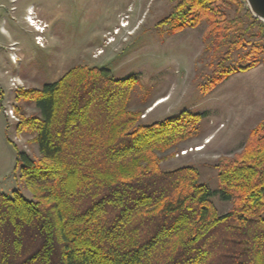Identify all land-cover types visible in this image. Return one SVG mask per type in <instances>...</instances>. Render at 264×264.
Instances as JSON below:
<instances>
[{"label": "trees", "instance_id": "obj_1", "mask_svg": "<svg viewBox=\"0 0 264 264\" xmlns=\"http://www.w3.org/2000/svg\"><path fill=\"white\" fill-rule=\"evenodd\" d=\"M174 1L157 24L176 32L204 20L206 44L220 41L202 90L264 63V40L244 37L264 24L246 7L251 22L243 27L242 0H233L231 17L227 0ZM248 43L244 64H225ZM131 78L75 64L41 87L16 90L38 110L20 114L16 130L32 134L40 156L16 152L31 197L0 191V264H264V118L239 151L217 157L211 191L194 165H160L165 151L196 135L202 114L142 122L141 110L126 107ZM213 193L231 201L227 211L217 212Z\"/></svg>", "mask_w": 264, "mask_h": 264}, {"label": "rangeland", "instance_id": "obj_2", "mask_svg": "<svg viewBox=\"0 0 264 264\" xmlns=\"http://www.w3.org/2000/svg\"><path fill=\"white\" fill-rule=\"evenodd\" d=\"M229 17L237 4L227 0ZM244 19L243 27L250 19ZM174 0H0V191H31L19 167L17 150L39 157L32 134L18 132L21 114L38 113L34 102L17 99L20 87H41L59 78L75 64L96 65L114 79H128L126 107L142 111L140 120L152 122L182 110L202 114L194 125L196 135L180 141L163 154L160 163L170 169L192 164L199 180L211 191L218 189L213 166L220 155L231 156L244 144L250 129L264 118V63L236 71L204 91L220 53L219 40H203L207 23L176 32L157 24L173 7ZM41 28L34 29L29 20ZM126 19L120 23L119 20ZM32 24V23H31ZM118 24L124 28H113ZM43 29V30H42ZM115 35H111L113 33ZM112 36V37H110ZM246 40H264V25L249 27ZM214 43V44H213ZM209 45V46H207ZM232 52L226 65L244 64L240 56L249 48ZM264 57L262 53L258 57ZM210 200L218 213L231 206L217 193ZM264 218V210L261 213Z\"/></svg>", "mask_w": 264, "mask_h": 264}, {"label": "water", "instance_id": "obj_3", "mask_svg": "<svg viewBox=\"0 0 264 264\" xmlns=\"http://www.w3.org/2000/svg\"><path fill=\"white\" fill-rule=\"evenodd\" d=\"M251 15L264 24V0H244Z\"/></svg>", "mask_w": 264, "mask_h": 264}, {"label": "crops", "instance_id": "obj_4", "mask_svg": "<svg viewBox=\"0 0 264 264\" xmlns=\"http://www.w3.org/2000/svg\"><path fill=\"white\" fill-rule=\"evenodd\" d=\"M126 19H124V20H119V22L120 23H123L124 21H125ZM122 25H120V24H118L117 26H115L113 29H115V28H120ZM115 34V32L113 33V34H111L112 36ZM112 36H110V37H112Z\"/></svg>", "mask_w": 264, "mask_h": 264}, {"label": "bare ground", "instance_id": "obj_5", "mask_svg": "<svg viewBox=\"0 0 264 264\" xmlns=\"http://www.w3.org/2000/svg\"><path fill=\"white\" fill-rule=\"evenodd\" d=\"M27 19H28V16H27ZM29 20V19H28ZM29 22V24L31 25V23L33 24V26L36 24L35 22H33V21H28ZM37 29H39V30H41V28L40 27H38V26H35ZM43 30V29H42Z\"/></svg>", "mask_w": 264, "mask_h": 264}, {"label": "clouds", "instance_id": "obj_6", "mask_svg": "<svg viewBox=\"0 0 264 264\" xmlns=\"http://www.w3.org/2000/svg\"><path fill=\"white\" fill-rule=\"evenodd\" d=\"M35 25H38V24H37V22H36V24H35ZM33 27H34V29H37L35 26H33Z\"/></svg>", "mask_w": 264, "mask_h": 264}, {"label": "built area", "instance_id": "obj_7", "mask_svg": "<svg viewBox=\"0 0 264 264\" xmlns=\"http://www.w3.org/2000/svg\"><path fill=\"white\" fill-rule=\"evenodd\" d=\"M118 28H115L114 30H117Z\"/></svg>", "mask_w": 264, "mask_h": 264}]
</instances>
